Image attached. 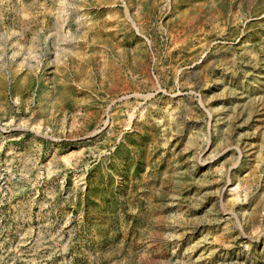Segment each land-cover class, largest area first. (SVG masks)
I'll use <instances>...</instances> for the list:
<instances>
[{"label": "rangeland", "instance_id": "374dc122", "mask_svg": "<svg viewBox=\"0 0 264 264\" xmlns=\"http://www.w3.org/2000/svg\"><path fill=\"white\" fill-rule=\"evenodd\" d=\"M0 264H264V0H0Z\"/></svg>", "mask_w": 264, "mask_h": 264}]
</instances>
